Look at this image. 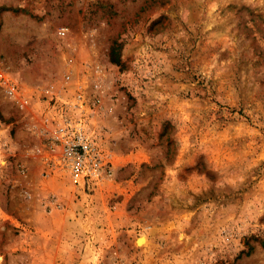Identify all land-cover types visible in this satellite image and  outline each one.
I'll list each match as a JSON object with an SVG mask.
<instances>
[{
    "label": "rangeland",
    "instance_id": "1",
    "mask_svg": "<svg viewBox=\"0 0 264 264\" xmlns=\"http://www.w3.org/2000/svg\"><path fill=\"white\" fill-rule=\"evenodd\" d=\"M0 70V264H264V0H0ZM58 85L97 180L48 165Z\"/></svg>",
    "mask_w": 264,
    "mask_h": 264
},
{
    "label": "built area",
    "instance_id": "2",
    "mask_svg": "<svg viewBox=\"0 0 264 264\" xmlns=\"http://www.w3.org/2000/svg\"><path fill=\"white\" fill-rule=\"evenodd\" d=\"M58 32L65 35L66 28L62 27ZM70 76L66 74L65 79ZM0 85L20 107L27 104L18 83L2 70ZM56 89L52 90L56 93L51 98L49 111L41 118L48 139V165L52 170L67 172L76 182L97 180L105 170L106 156L89 126V116L82 108L85 103L83 88L76 87L74 95H69V85H58Z\"/></svg>",
    "mask_w": 264,
    "mask_h": 264
},
{
    "label": "bare ground",
    "instance_id": "3",
    "mask_svg": "<svg viewBox=\"0 0 264 264\" xmlns=\"http://www.w3.org/2000/svg\"><path fill=\"white\" fill-rule=\"evenodd\" d=\"M141 238V237H140ZM144 240V238L142 237L141 239H139V243L141 242V241H143Z\"/></svg>",
    "mask_w": 264,
    "mask_h": 264
}]
</instances>
